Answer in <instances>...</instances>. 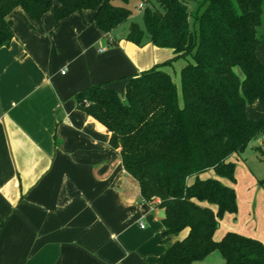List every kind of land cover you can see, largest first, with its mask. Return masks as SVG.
Listing matches in <instances>:
<instances>
[{
	"label": "trees",
	"instance_id": "trees-1",
	"mask_svg": "<svg viewBox=\"0 0 264 264\" xmlns=\"http://www.w3.org/2000/svg\"><path fill=\"white\" fill-rule=\"evenodd\" d=\"M128 2L0 0V48L14 37L9 16L17 9L34 22L46 12L58 22L93 10L94 24L114 44V31L133 16ZM142 2L143 26L130 22L124 38L170 48L173 57L128 76L124 97L96 84L75 95L76 106L109 132V144L120 150L141 201L164 210L165 250L157 264H192L213 251L223 264H264V244L258 239L231 231L219 240L213 237L224 214L237 212L235 189L220 180L236 181L231 156L264 136V120L246 114V106L256 100L264 108V64L256 55L264 40L259 31L264 0ZM177 59L186 60L179 70L181 102L165 70ZM208 170L214 176L201 177ZM184 230L185 236L172 240Z\"/></svg>",
	"mask_w": 264,
	"mask_h": 264
},
{
	"label": "crops",
	"instance_id": "crops-1",
	"mask_svg": "<svg viewBox=\"0 0 264 264\" xmlns=\"http://www.w3.org/2000/svg\"><path fill=\"white\" fill-rule=\"evenodd\" d=\"M9 17L14 37L0 48V264H157L160 208L141 201L109 132L75 95L105 84L124 97L127 77L172 58V49L135 45L126 32L109 45L93 10L58 22L50 12L39 22L19 9ZM256 55L264 64V40ZM246 114L264 120L258 100ZM231 215L219 220L215 240L231 230ZM192 264L223 258L210 253Z\"/></svg>",
	"mask_w": 264,
	"mask_h": 264
},
{
	"label": "rangeland",
	"instance_id": "rangeland-1",
	"mask_svg": "<svg viewBox=\"0 0 264 264\" xmlns=\"http://www.w3.org/2000/svg\"><path fill=\"white\" fill-rule=\"evenodd\" d=\"M139 3L143 4L142 0H129L126 7L132 10L133 16L118 26L116 31H114L116 35L126 32L130 22H137L141 27L143 26L141 9L138 8ZM149 3L158 6L157 0H149ZM115 4L121 5L117 1ZM259 31L264 33V17ZM177 61L165 69L170 71L177 87L179 101L181 102L179 70L186 64V60L180 59ZM234 70L239 78H242L239 68L235 67ZM261 139L264 140V136L257 140H252L241 155L231 156L230 159L236 164L234 173L236 181L231 183L225 180L228 185L235 189L237 194V212L231 215L233 218L230 221V231L255 238L261 237V239H258L264 244V143H260ZM256 147L260 149H255ZM208 176H214L212 170L206 171L201 177ZM260 180H262V184L259 182ZM256 232H259V236L256 235ZM212 253L220 256L217 251Z\"/></svg>",
	"mask_w": 264,
	"mask_h": 264
},
{
	"label": "water",
	"instance_id": "water-1",
	"mask_svg": "<svg viewBox=\"0 0 264 264\" xmlns=\"http://www.w3.org/2000/svg\"><path fill=\"white\" fill-rule=\"evenodd\" d=\"M117 38H118V37H117ZM158 215H159V217L164 218V217H165V212H164V210H163V209H160Z\"/></svg>",
	"mask_w": 264,
	"mask_h": 264
},
{
	"label": "built area",
	"instance_id": "built-area-1",
	"mask_svg": "<svg viewBox=\"0 0 264 264\" xmlns=\"http://www.w3.org/2000/svg\"><path fill=\"white\" fill-rule=\"evenodd\" d=\"M143 6H144V5H143L142 3H140V4L138 5V8H139V9H142ZM141 226H142V225H141Z\"/></svg>",
	"mask_w": 264,
	"mask_h": 264
}]
</instances>
